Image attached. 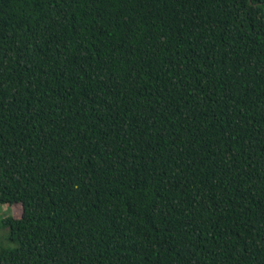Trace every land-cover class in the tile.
Here are the masks:
<instances>
[{
	"label": "trees",
	"instance_id": "1",
	"mask_svg": "<svg viewBox=\"0 0 264 264\" xmlns=\"http://www.w3.org/2000/svg\"><path fill=\"white\" fill-rule=\"evenodd\" d=\"M0 264H264V0H0Z\"/></svg>",
	"mask_w": 264,
	"mask_h": 264
},
{
	"label": "rangeland",
	"instance_id": "2",
	"mask_svg": "<svg viewBox=\"0 0 264 264\" xmlns=\"http://www.w3.org/2000/svg\"><path fill=\"white\" fill-rule=\"evenodd\" d=\"M6 212H12L13 215L19 216L21 212V207L19 205H13V206H6V205H1L0 206V218L4 215Z\"/></svg>",
	"mask_w": 264,
	"mask_h": 264
}]
</instances>
